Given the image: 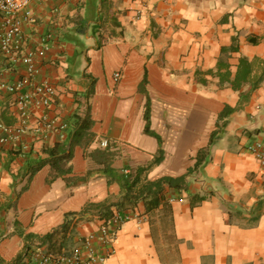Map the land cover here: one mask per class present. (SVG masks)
<instances>
[{
	"label": "crops",
	"instance_id": "0c3cea01",
	"mask_svg": "<svg viewBox=\"0 0 264 264\" xmlns=\"http://www.w3.org/2000/svg\"><path fill=\"white\" fill-rule=\"evenodd\" d=\"M143 1L36 0L23 51L54 37L43 58L36 54V72L28 77L0 55V264H26L37 248L71 251L114 216L123 219L111 225L113 242L93 244L104 264H264V166L247 151L264 139V79L254 89L231 83L240 58L264 60V0H146L136 18ZM43 82L55 88L51 104L22 108L21 96ZM76 114L89 117L91 139L71 146ZM215 130L208 159L190 173ZM58 143L71 149L69 172L48 182L47 163L23 176L28 160ZM160 148L146 178L181 177L180 189L165 185L155 207L150 195L123 201L108 218L84 211L120 201L121 176Z\"/></svg>",
	"mask_w": 264,
	"mask_h": 264
},
{
	"label": "built area",
	"instance_id": "2783aa9c",
	"mask_svg": "<svg viewBox=\"0 0 264 264\" xmlns=\"http://www.w3.org/2000/svg\"><path fill=\"white\" fill-rule=\"evenodd\" d=\"M36 0H0V55L9 54V59L14 62H20L24 66L26 75L32 77L36 72V54L38 58H43L50 49L53 34L47 33L39 38L38 48L23 51L24 26L25 24L34 25L36 17L32 5ZM143 7L137 11L136 18L143 14V8L146 0L143 1ZM23 51V52H22ZM120 77L115 73V80ZM23 82L18 81L7 87L9 92H15L21 88ZM56 91L52 84L43 82L37 84L32 93H26L21 96L20 103L22 108L28 104H37L48 107L55 99ZM46 127L52 128V120L44 121ZM64 126V125H63ZM101 146L108 145L107 140L100 142ZM247 151L264 166V139L255 140L247 147ZM123 218L114 216L108 221V226H104L98 236L91 234L84 240L79 247L67 252H48L42 248L30 251L27 255L26 264H104L106 255L96 251L94 243H101L109 246L116 237L117 228H111L118 225ZM127 219V218H126ZM109 253V252H108Z\"/></svg>",
	"mask_w": 264,
	"mask_h": 264
},
{
	"label": "trees",
	"instance_id": "16d2710c",
	"mask_svg": "<svg viewBox=\"0 0 264 264\" xmlns=\"http://www.w3.org/2000/svg\"><path fill=\"white\" fill-rule=\"evenodd\" d=\"M102 3V1H101ZM97 27H100L103 24V21L101 17H98L96 22ZM80 27H86L87 23L86 21L80 20L78 22ZM114 25H117V22L114 21ZM82 27V29H83ZM80 31H84L80 30ZM255 70L254 76L252 77V73ZM264 79V60L260 58H253L249 60L248 58L242 57L239 60L236 76L234 80L231 82L232 87L234 89H239L241 87V81H247L251 82L252 89L259 86V84ZM143 85V83H142ZM221 116V115H220ZM145 120H146V126L145 131L147 133L152 134V132L149 130V107L146 108L145 112ZM72 128L69 131L68 137L69 141L71 143V146H73L76 143H83V142H89L91 139V132L90 124L91 121L88 116L86 117H80L77 114L72 117ZM219 127V123H218ZM217 131L215 130L212 132L210 136V142L208 146L204 149H201L196 157L195 167L191 169L189 172H193L197 167L201 166L209 157L210 155V149L213 145L214 139L216 137ZM65 143H58L54 145L53 147L47 148L45 150V153L47 154V157L45 158H39L36 160H28L26 163V166L23 171V176L27 175L28 178H31L32 175L37 172L42 166L49 163L52 168H54L55 173L50 176L48 179V182L52 181L54 178L63 175L70 171V160L72 157L71 149L67 151ZM163 150L160 148L158 152L154 155L151 161H149L146 165L140 166L136 169V171L129 175H122V189L123 193L121 196V200L117 202H109L104 201L100 203H88L84 211H94L97 213L103 214L105 217L111 216L110 207L116 206L118 208H121L123 201L135 204L139 199H144L147 195H150L149 200V206L155 207L158 205L160 199L162 198L161 192L163 191L164 186H168L170 188H181L183 178H171V177H162L160 179L150 181L147 180L146 175L148 171L156 164H158L162 158H163ZM111 154L109 153L107 157V163L106 164V173L111 178H114V170L110 167V158ZM88 176L86 177H80L72 180V184H77L80 182H84ZM199 200H202L200 198ZM27 237H31L30 234H27ZM28 253V252H27ZM27 255V254H26Z\"/></svg>",
	"mask_w": 264,
	"mask_h": 264
}]
</instances>
